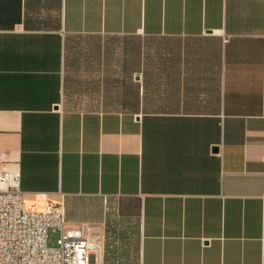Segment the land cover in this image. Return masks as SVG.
<instances>
[{"label":"crops","instance_id":"crops-1","mask_svg":"<svg viewBox=\"0 0 264 264\" xmlns=\"http://www.w3.org/2000/svg\"><path fill=\"white\" fill-rule=\"evenodd\" d=\"M0 153L101 264H264V0H0Z\"/></svg>","mask_w":264,"mask_h":264},{"label":"built area","instance_id":"built-area-1","mask_svg":"<svg viewBox=\"0 0 264 264\" xmlns=\"http://www.w3.org/2000/svg\"><path fill=\"white\" fill-rule=\"evenodd\" d=\"M19 169L0 153V264H101V245L87 225L67 226L61 203L28 208ZM50 232H58L49 246Z\"/></svg>","mask_w":264,"mask_h":264},{"label":"rangeland","instance_id":"rangeland-1","mask_svg":"<svg viewBox=\"0 0 264 264\" xmlns=\"http://www.w3.org/2000/svg\"><path fill=\"white\" fill-rule=\"evenodd\" d=\"M58 239V232H50L49 234V246H55Z\"/></svg>","mask_w":264,"mask_h":264},{"label":"bare ground","instance_id":"bare-ground-1","mask_svg":"<svg viewBox=\"0 0 264 264\" xmlns=\"http://www.w3.org/2000/svg\"><path fill=\"white\" fill-rule=\"evenodd\" d=\"M26 205H27V207L28 208H35V209H38V210H40L41 208H42V206L41 207H39L38 205H33V204H29V203H26Z\"/></svg>","mask_w":264,"mask_h":264}]
</instances>
